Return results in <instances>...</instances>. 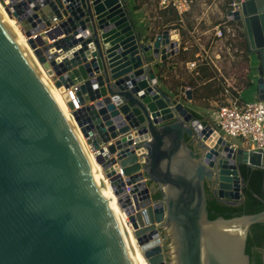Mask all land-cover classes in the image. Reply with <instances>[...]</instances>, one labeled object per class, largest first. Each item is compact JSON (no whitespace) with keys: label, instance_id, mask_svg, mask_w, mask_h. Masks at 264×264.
Returning <instances> with one entry per match:
<instances>
[{"label":"water","instance_id":"1","mask_svg":"<svg viewBox=\"0 0 264 264\" xmlns=\"http://www.w3.org/2000/svg\"><path fill=\"white\" fill-rule=\"evenodd\" d=\"M237 1L226 15L257 59L252 90L264 100V0ZM17 5L37 60L0 13V264H136L130 233L39 64L107 170L148 264H251L245 245L264 221V170L241 163L264 167V153L218 134L188 107L190 85L171 88L156 74V59L178 50L170 30L143 34L123 0ZM75 82L78 108L64 91Z\"/></svg>","mask_w":264,"mask_h":264},{"label":"crops","instance_id":"2","mask_svg":"<svg viewBox=\"0 0 264 264\" xmlns=\"http://www.w3.org/2000/svg\"><path fill=\"white\" fill-rule=\"evenodd\" d=\"M123 1L133 11L143 34L153 39L159 33V30H152V26L148 24L139 7L134 6L137 5V2L135 0ZM198 1L204 2V0ZM219 1L221 2L222 0H213V3L206 4L208 7H212V9H208L204 4H198V10L204 9L203 15L209 10L214 12L216 10L219 12L223 11L224 5L221 3L223 7L219 9ZM229 1L231 0L224 1L226 5L224 9L225 14L221 16L226 21V24L229 23L226 20ZM187 13H185L181 21L182 23L179 24H183V28L187 31L185 32L179 27L170 30L171 38L176 39L179 44L177 52L167 56L164 60L160 58L156 59L153 66L156 74L162 78L164 83L172 86L171 88L190 85L192 97L186 99L188 107L196 111L199 117L201 116L200 118L214 122L212 120L216 118V110L219 103L227 99L224 91L228 88V77L222 68L221 53L216 49L222 37L215 34V28L222 27V25L208 21L205 27H200L196 25V21L193 19H187L184 22ZM48 41L52 40L48 39ZM192 60L196 62V66L189 68L188 63Z\"/></svg>","mask_w":264,"mask_h":264},{"label":"rangeland","instance_id":"3","mask_svg":"<svg viewBox=\"0 0 264 264\" xmlns=\"http://www.w3.org/2000/svg\"><path fill=\"white\" fill-rule=\"evenodd\" d=\"M134 1V0H131ZM137 6L140 9L142 15L146 18L149 25L152 26V30H159L161 32L163 29L167 28L169 30H174L176 27L182 28L185 32L186 29L183 28L182 19H179V16L175 11L172 9L162 8L157 3L156 0H135ZM225 0L219 1V9H221L224 5V9L226 8ZM213 3V0H204L198 1L194 0L191 10L185 16L184 22L189 20H195L196 25L200 27H205L206 23L213 22L219 23L222 25L224 29V34L221 35L222 40L217 46V50L221 53V59L223 62V69L225 70V74L228 77V89L229 91H235L236 95L243 101H249L255 98L253 95L252 86L247 84L248 79L254 78V66L257 64V59L254 55L247 51V41L246 35L243 31V28L234 22H230L231 24L227 23L228 26L231 28L229 31H226L225 28L227 27L226 21L222 19V14H225V11H208L204 13V9L198 10V4H206ZM223 3V5L221 4ZM208 9H212V7H208ZM45 11L48 9L45 8ZM195 10V11H193ZM203 10V11H202ZM178 16V17H177ZM196 16V18H195ZM221 21V22H220ZM60 35V34H59ZM57 35V36H59ZM225 96V95H224ZM221 100V99H219ZM220 104V103H219ZM214 118L212 121H215ZM214 123V122H213ZM228 139L232 143H236L240 146H245L243 139L237 136H230Z\"/></svg>","mask_w":264,"mask_h":264},{"label":"built area","instance_id":"4","mask_svg":"<svg viewBox=\"0 0 264 264\" xmlns=\"http://www.w3.org/2000/svg\"><path fill=\"white\" fill-rule=\"evenodd\" d=\"M157 3L162 8L173 9L179 18L183 19L185 13L191 10L194 0H156ZM6 13L15 18L16 15L13 14L11 10L13 5L18 6V0H0ZM237 0L229 1L227 5V10L234 11L237 8ZM56 19V18H54ZM227 22H233L234 20L229 19L226 15ZM19 23V22H18ZM20 25V23H19ZM23 29V27L20 25ZM231 28L227 25L226 30L229 31ZM24 31V29H23ZM215 34L221 36L224 34V29L222 27L215 28ZM36 33L32 34L35 37ZM179 47V44H178ZM196 66L195 61H190L188 63L189 68H194ZM77 83H73L65 87V92L68 95V99L72 101L74 108L80 107L79 98L77 95ZM230 89H225V95L227 99L218 105L216 110V120L212 124V128L223 137L237 136L243 139L246 147L249 150H260L264 153V100L253 98L249 101H243L236 95L238 89L235 91H229ZM116 165V164H115ZM107 171V170H106ZM105 171V172H106ZM129 191V189L127 188ZM118 201V200H117ZM119 206L121 207L119 201ZM122 209V208H121ZM123 211V210H122ZM126 219L127 215L123 211Z\"/></svg>","mask_w":264,"mask_h":264},{"label":"bare ground","instance_id":"5","mask_svg":"<svg viewBox=\"0 0 264 264\" xmlns=\"http://www.w3.org/2000/svg\"><path fill=\"white\" fill-rule=\"evenodd\" d=\"M0 13H1L6 25L15 33V37L17 38V42L24 48V53L29 58H31L33 62L36 63L37 59H36V56H35V54L33 52V49L30 47L29 43L27 42V36L23 32L22 28L20 27V25L16 21V19L11 17V16H9L6 13V11L4 10V8H3L1 3H0ZM49 29H51V28H49ZM59 36L56 35L52 39H55L56 37H59ZM39 67L44 72L42 74V79L45 82H49L50 83V85H51L50 86V90H51L55 100L59 103L63 113L72 122L74 129L77 130V134L79 135L80 140L82 141V143L84 144V147H86V149L88 151L91 164L96 168V170L98 172V175H99V178L104 181L105 186H103V187L109 193L110 200L115 204L116 208L118 209V212H119L123 227L127 228L128 232L130 233V237L129 238H130L132 244L134 245L133 255H134L136 264H148L146 258L144 257V255L142 254V252L140 250V247H139L138 243L136 242V239L134 238V236L131 233V228L126 222V216H125L124 212L122 211L121 207L119 206L117 198H116V196H115V194L113 192V189H112L111 185L108 182L107 176L105 175V171L106 170L103 169L102 166L97 161L94 160L93 154L90 153L91 151H89V146L87 144H85L84 139L81 136V133L79 131V127L77 126L76 120L74 119V116L72 115V113L70 111V108H69L66 100L64 99L63 95H62V91L53 85L51 77L47 76V73L45 72V69L42 67V65L39 64ZM114 165L110 166L107 169H110Z\"/></svg>","mask_w":264,"mask_h":264},{"label":"trees","instance_id":"6","mask_svg":"<svg viewBox=\"0 0 264 264\" xmlns=\"http://www.w3.org/2000/svg\"><path fill=\"white\" fill-rule=\"evenodd\" d=\"M134 6L136 7L137 5H134ZM167 9H171V8H167ZM247 51L249 53H251L248 50V48H247ZM253 83H254V78L250 77V79H248V81H247V84L252 86ZM191 111L195 117H197V118L201 117V116L199 117V114L196 111H194L192 109H191ZM241 164L251 166V167L258 169V170H264V167H262V166H254V165H250L247 163H241ZM263 238H264V221L253 223L250 226V231L247 235L246 245H245V251L250 256V262H252L251 260L254 256H256V260H258L260 262V257H259L257 250H256V247H258L260 245Z\"/></svg>","mask_w":264,"mask_h":264},{"label":"flooded vegetation","instance_id":"7","mask_svg":"<svg viewBox=\"0 0 264 264\" xmlns=\"http://www.w3.org/2000/svg\"><path fill=\"white\" fill-rule=\"evenodd\" d=\"M252 55H254V53H251ZM255 56V55H254ZM253 75H257V70H256V64L254 66V74ZM256 250L259 254V257H260V262L258 260H256V256H254L252 258V262L251 264H264V261H263V252H264V238L262 239V242L260 243V245L258 247H256Z\"/></svg>","mask_w":264,"mask_h":264}]
</instances>
